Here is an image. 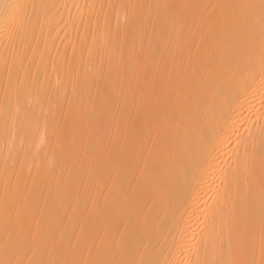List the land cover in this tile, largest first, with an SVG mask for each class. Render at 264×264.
<instances>
[{
  "label": "bare ground",
  "instance_id": "6f19581e",
  "mask_svg": "<svg viewBox=\"0 0 264 264\" xmlns=\"http://www.w3.org/2000/svg\"><path fill=\"white\" fill-rule=\"evenodd\" d=\"M0 264H264V0H0Z\"/></svg>",
  "mask_w": 264,
  "mask_h": 264
}]
</instances>
